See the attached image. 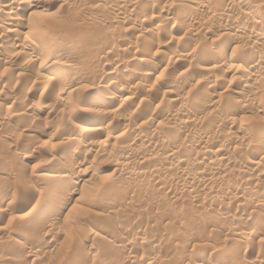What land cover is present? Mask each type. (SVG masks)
Listing matches in <instances>:
<instances>
[{
    "label": "rangeland",
    "instance_id": "obj_1",
    "mask_svg": "<svg viewBox=\"0 0 264 264\" xmlns=\"http://www.w3.org/2000/svg\"><path fill=\"white\" fill-rule=\"evenodd\" d=\"M1 3L0 264H264V0Z\"/></svg>",
    "mask_w": 264,
    "mask_h": 264
},
{
    "label": "bare ground",
    "instance_id": "obj_2",
    "mask_svg": "<svg viewBox=\"0 0 264 264\" xmlns=\"http://www.w3.org/2000/svg\"><path fill=\"white\" fill-rule=\"evenodd\" d=\"M12 1H14V0H2V3H1V8H2V11H5V14H6V12H10V13H13L12 11L14 10V3H12ZM159 3H157V4H154L153 6H152V9H157L158 7L160 8V6L158 5ZM34 5H31V6H29L28 7V9H30V8H32ZM127 6V5H126ZM126 6H125V8H126ZM124 7V6H123ZM122 7V8H123ZM204 7H205V5H204ZM248 7V6H247ZM122 8H120V9H122ZM35 9V8H34ZM123 10V9H122ZM125 10V9H124ZM18 11V10H17ZM126 11V10H125ZM9 13V14H10ZM122 13V12H121ZM8 14V13H7ZM14 14V13H13ZM8 16V15H7ZM10 16V15H9ZM11 17V16H10ZM14 18V17H13ZM13 18H10V19H6V21H10V24H11V22L14 24V23H16V19H13ZM147 20H148V16L144 19V21H146L147 22ZM149 20H150V18H149ZM143 21V22H144ZM18 22V21H17ZM150 22V21H149ZM2 25H4L3 23H2ZM2 25H1V27H2ZM12 25V24H11ZM15 25V24H14ZM16 25H17V23H16ZM229 28V27H228ZM228 28L227 27H220V29L222 30V31H227L228 30ZM5 29V28H4ZM3 30V29H2ZM70 30V29H69ZM81 30V29H80ZM80 30H79V32H80ZM66 31H68V30H65V32ZM78 31V30H77ZM84 31V30H83ZM83 31H82V34H84L83 33ZM85 31H87L86 29H85ZM13 32H15V31H13ZM8 33H10V32H8ZM12 33V32H11ZM63 33V32H62ZM62 33H60V34H62ZM67 33V32H66ZM66 33H64L65 35H66ZM64 34H62L61 36H63ZM68 34H69V32H68ZM81 34V35H82ZM42 36V35H41ZM86 36V35H85ZM258 36H259V34H258ZM263 36H264V34H263ZM1 37V36H0ZM3 37L4 36H2V38H0V39H2V41H3ZM30 41V40H29ZM23 42V41H22ZM22 43H20V45H21ZM23 46H25V47H27V48H30V49H34V50H40L41 52H42V54L49 60L48 61V63L47 64H45V66L46 65H48L49 63H51L50 61L52 60V58H53V55H54V53H53V51L52 50H50V49H48V50H46V49H39V44L36 42V41H30V42H26V41H24V44H22ZM161 54V56L162 57H164V58H169L170 57V54H168V53H166V52H161L160 53ZM182 66L184 65V63L182 62V63H180ZM51 66H49L48 65V67L47 68H50ZM181 67V66H180ZM156 69V68H155ZM54 71V70H53ZM63 77V76H62ZM52 78H54V79H57V78H61V75H60V73L59 72H53V74H52ZM70 79V78H69ZM59 80V79H58ZM63 82H66V81H63ZM68 82H70L71 84H72V82L73 81H70V80H68L67 81V83ZM40 85V84H39ZM41 87V86H40ZM35 92V91H34ZM62 94V93H61ZM175 97H180V94H176L175 95ZM117 98V97H116ZM116 98H112V100L113 101H115V99ZM119 98V97H118ZM95 105V107H97V108H99L100 110H108L109 108H110V103L109 102H107V100H106V102H99V103H95L94 104ZM171 105V104H170ZM170 108V107H169ZM99 109H97V110H99ZM262 109H264V108H262ZM100 110L98 111V112H100ZM181 110V109H180ZM170 111V110H169ZM173 111V110H172ZM102 112V111H101ZM104 112H107V111H103V113L102 114H104ZM199 112V111H198ZM172 114V113H171ZM191 114V113H190ZM179 115V114H178ZM198 115H200V114H198V113H193V114H191V115H189L188 116V120L190 121L189 122V124H185L183 127H181L178 131H176L175 133H174V135H173V137H172V142H175V141H178L179 140V138H182V136L186 133V135L188 136V134L189 133H191V125L193 124V122H195L197 119H198ZM76 120V119H75ZM85 120V119H84ZM84 120H80V122L82 123ZM79 121V120H78ZM78 121H76V122H78ZM85 123V122H84ZM99 129V128H98ZM97 128H95V129H87L89 132L88 133H90V134H99V130H98ZM213 144V143H212ZM210 145V144H209ZM215 146H217L216 144H214ZM210 147H211V145H210ZM218 148V147H217ZM218 151V150H217ZM220 152H221V150H220ZM258 151H256L255 153H257ZM215 153V152H214ZM256 155V154H255ZM259 155V154H258ZM254 156V155H253ZM202 158V157H201ZM225 158V157H224ZM222 161V160H221ZM214 165H215V163H214ZM217 165V164H216ZM221 165V164H220ZM180 169V168H179ZM247 170H249V171H252V167L250 168V167H247L246 168ZM248 171V172H249ZM181 172H182V170H181ZM179 173V172H178ZM183 173V172H182ZM212 176V175H211ZM213 178V177H212ZM211 178V179H212ZM207 181V180H206ZM211 181V180H210ZM209 181V182H210ZM187 182V181H186ZM189 182H192V181H189ZM195 182V181H194ZM194 182H192V186L195 184L196 185V183H194ZM187 184V183H186ZM189 184V183H188ZM190 185V186H191ZM194 185V186H195ZM187 186H189V185H187ZM190 186L188 187V188H190ZM186 187V186H185ZM192 188H195V187H192ZM10 194V193H9ZM12 195H14V194H16L17 195V193H11ZM10 194V195H11ZM29 194H30V196H22L21 198V206L22 207H26V206H28L29 205V203H31V202H34V201H36V202H38V203H42V202H44V199H43V196H40V194L38 195L36 192H29ZM16 195H14L15 197H16ZM14 196H12V197H14ZM19 196V195H18ZM233 200V199H232ZM67 206H68V201H63V202H61L60 203V206L56 209V210H54L53 212H52V214L49 216L50 218H51V220H52V218H55V217H57V216H59V214H61L62 212H63V210L64 209H66L67 208ZM62 211V212H61ZM49 218V219H50ZM86 229V228H85ZM89 230V229H88ZM117 235V234H116ZM117 237V236H116ZM249 248V247H248ZM254 248V247H253ZM248 251V250H247Z\"/></svg>",
    "mask_w": 264,
    "mask_h": 264
}]
</instances>
